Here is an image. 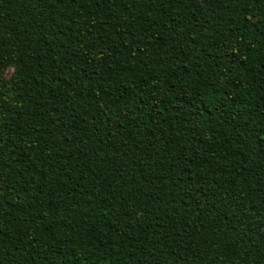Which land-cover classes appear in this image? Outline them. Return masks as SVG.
Listing matches in <instances>:
<instances>
[{
	"label": "trees",
	"instance_id": "trees-1",
	"mask_svg": "<svg viewBox=\"0 0 264 264\" xmlns=\"http://www.w3.org/2000/svg\"><path fill=\"white\" fill-rule=\"evenodd\" d=\"M0 264H264V0H0Z\"/></svg>",
	"mask_w": 264,
	"mask_h": 264
}]
</instances>
